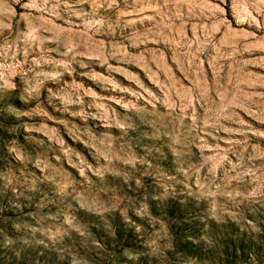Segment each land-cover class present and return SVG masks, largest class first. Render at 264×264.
Returning <instances> with one entry per match:
<instances>
[{
	"label": "clouds",
	"instance_id": "obj_1",
	"mask_svg": "<svg viewBox=\"0 0 264 264\" xmlns=\"http://www.w3.org/2000/svg\"><path fill=\"white\" fill-rule=\"evenodd\" d=\"M122 5L26 0L23 24L0 19V126L27 124L15 114L34 111L44 88L66 102V74L127 93L88 89L100 101L90 113L98 137L88 141L95 164L74 165L79 176L49 173L33 164L43 148L0 137V264H264V105L240 98L231 76L234 65L264 67V56L243 59L264 51V0H154V16L135 13L163 22L146 34ZM114 56L163 64L171 83L113 68Z\"/></svg>",
	"mask_w": 264,
	"mask_h": 264
},
{
	"label": "rangeland",
	"instance_id": "obj_2",
	"mask_svg": "<svg viewBox=\"0 0 264 264\" xmlns=\"http://www.w3.org/2000/svg\"><path fill=\"white\" fill-rule=\"evenodd\" d=\"M26 0H7V5L4 9L0 10V19H3L6 24L10 25L14 30L18 22L24 23L22 14L25 9L22 8V4ZM154 0H141V3L134 4L133 0H127V5H122L126 11L132 12V16L125 17V19H137L138 23L135 27L141 30L140 34H146L151 31H157L161 28L156 24V21L144 19L140 21L136 16V12L139 11L140 16L150 17L155 13L152 10V4ZM165 33L168 31L164 29ZM193 27L191 32H194ZM191 32L188 33V38L191 39ZM84 41H88L91 38V34L83 35L81 37ZM143 47V45L141 46ZM148 47H153L149 45ZM167 55V53H165ZM264 56V51L254 49L251 52H245L243 59L256 61L259 57ZM151 59L146 56L145 61ZM241 59V57H237ZM95 71L107 75L108 66H99V62ZM225 65V71H227V63L221 61ZM113 68L128 67L129 73L139 74L140 78L144 82H150L151 77L155 74L158 77L160 83H171L170 79H165V74L168 73V68L163 64L160 68H157L154 63H148L147 67L143 64L137 63L132 66L121 64V62L114 56L108 61ZM207 69V64L204 65ZM236 71L231 73L235 87L233 91L239 93L240 98L246 99L249 104L254 106L264 105V99L259 95H252L253 93H264V67L259 66L257 63H250L240 67L239 65L233 66ZM151 69V71H149ZM175 72V68L172 69ZM224 75V73H222ZM112 76L117 82L130 85L131 88L136 89V83L133 80L132 75L121 74L119 72H113ZM18 79V77H16ZM179 79V77H177ZM80 85V95L83 99V103L76 104V95L72 94V89ZM63 86L69 92V98L66 102H62L60 99L52 95L47 88L41 90V103L39 106L33 105L34 111H30L28 116H23L22 113H16L15 115L28 121L27 124H21L19 127H3L0 126V137L16 138V144L24 148H29L34 153L37 149L43 148L40 152L39 159L33 161V164H39L41 168L46 169L49 173H59L65 177L72 178L79 176V168L74 165H79L81 161L85 164H95L92 153L95 149L89 147L88 141L92 137H98L97 125L99 121L92 118L90 113L97 111L95 104L100 101L87 94L88 89L97 93V96L105 95H127V93H112L110 92V86L107 89L94 79H90L87 76L79 75V73L66 74L63 79ZM153 88L156 87V83H152ZM190 86L189 80L185 79L176 84L177 88ZM57 88H53L52 91H57ZM105 103L111 104L112 102L106 101ZM117 111H123L119 105H112ZM28 111V109H24ZM46 124L47 127H41ZM211 208L209 207V212ZM195 230V225L192 226Z\"/></svg>",
	"mask_w": 264,
	"mask_h": 264
}]
</instances>
